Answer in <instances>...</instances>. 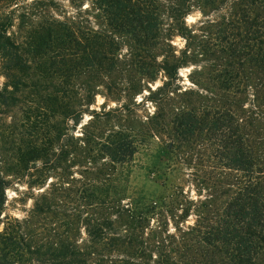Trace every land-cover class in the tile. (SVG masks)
Segmentation results:
<instances>
[{
	"label": "rangeland",
	"instance_id": "374dc122",
	"mask_svg": "<svg viewBox=\"0 0 264 264\" xmlns=\"http://www.w3.org/2000/svg\"><path fill=\"white\" fill-rule=\"evenodd\" d=\"M32 1L0 0V24L15 11L13 26L6 34L0 30V46L7 36L15 45L21 43L26 25L49 20L108 35L118 51L107 74L80 71L65 77L59 66H50L61 59L52 53L35 59L27 50L11 48L29 60L30 77L39 86L34 89L24 87L26 75L10 66L0 47V102L17 99L15 105H0V169L9 182L6 214L25 218L34 200L52 189L56 202L63 196L65 235L94 264L101 256L115 263L230 264L223 248L208 245L204 234L242 187L243 174L217 162L204 135L191 144L177 137L173 121L182 112H230L264 171V68L242 57L244 16L264 18V0L252 6L247 0H155L159 37L143 51L129 35L114 34L90 0H53L54 7L41 13L28 8L30 14L20 19L21 6ZM237 28L239 37L232 35ZM164 61L178 65L171 79L162 68ZM228 62L235 66V80L226 90L219 74ZM12 78L20 85H11ZM36 94H53L59 105L34 125L29 111L37 107ZM114 132L136 134V153L122 165L104 153ZM36 138L49 142L48 166L28 162L17 174L20 142ZM40 174L47 176L44 186L30 187ZM93 187L108 191L109 197L98 203L85 198ZM85 219H90L91 230L104 221L112 226L99 236L86 230ZM255 263L264 264V251Z\"/></svg>",
	"mask_w": 264,
	"mask_h": 264
},
{
	"label": "trees",
	"instance_id": "16d2710c",
	"mask_svg": "<svg viewBox=\"0 0 264 264\" xmlns=\"http://www.w3.org/2000/svg\"><path fill=\"white\" fill-rule=\"evenodd\" d=\"M90 1L103 13L111 31L114 34L129 35L137 49L143 51L157 44L160 26L159 9L155 0ZM256 1L247 0V4L252 6ZM54 5L53 0H33L29 7L27 4L21 6L24 11L19 18H25V14H30L29 11L26 13L28 8L41 13L45 8H52ZM14 12L11 14L14 15ZM12 15L6 17V21L0 24V30L5 34L13 26ZM243 20L245 31L242 36L244 41L242 48L245 53L242 57L264 68V18L258 15H245ZM26 26L28 30L21 43L15 45L7 36L5 45L0 46L7 52L10 66L26 75L24 87L39 89L30 77L29 60L17 53L24 50H27V56H33L35 59L47 55L48 52L53 54L52 57L61 58L59 65H57L58 62L50 61V66L52 68L59 66L58 71L65 77H71L80 71H93L103 75L112 71L115 66L114 55L118 51V46L108 35L98 34L89 29L74 30L65 23L49 20ZM232 35L239 37L242 33L237 28V34ZM11 48L14 51L19 50L15 54ZM143 65L144 62L140 64V68H144ZM43 66L48 68L47 65ZM43 66H40V70L47 69ZM177 66H170L167 61H164L162 68L169 79L177 73ZM234 70L235 66L229 62L220 70L219 78L222 88L226 90L231 88L235 80L232 73ZM11 85L19 86L20 82L12 78ZM166 86L168 84L165 83L159 91ZM35 97L37 107H31L33 110L29 111L30 118L34 119V125L53 113L54 107L57 108L59 105L57 97L53 94H36ZM16 102L17 99L11 97L7 104L0 102V105L10 106L15 105ZM30 103L33 101L30 100ZM173 124L175 135L186 138L187 144L199 140V137L204 135L213 158L222 166L243 174L242 187L228 202L216 225L205 232L204 240L210 246L214 243L219 244L230 264H256V257L264 251V171L261 168V162L256 158L242 133L241 125L230 112L220 110L182 112L175 116ZM60 136L59 131L56 139ZM135 137L136 134L132 133H112L106 141L105 155L114 164L127 163L136 153ZM47 143L49 142H44L41 138L33 139L26 144L23 141L20 142L16 159L17 174H21V170L28 162L36 165L41 161L43 167L48 166L49 161L45 158L48 155ZM60 152L59 156L63 153L62 146H60ZM151 172L154 173V169ZM46 177L43 174L38 175L29 186H44ZM8 186L9 182L5 180L0 169V264H94V258L81 251L78 244L65 235L66 223L62 221L61 214L64 203L62 195L57 196L60 201L56 202L52 189L50 192L41 194L34 200L28 215L19 219L5 212L7 201L5 192ZM85 192L89 193L85 198L93 201L109 197L108 191L98 190L96 187L87 189ZM52 217L56 220H52ZM85 220L86 230L89 233L95 231L99 236L105 234L106 230L111 229L112 226L111 221H104L98 224V228L91 230L90 219ZM67 229L71 230V227ZM111 241L114 240L111 239ZM101 257L97 264H132L128 261L115 263Z\"/></svg>",
	"mask_w": 264,
	"mask_h": 264
}]
</instances>
